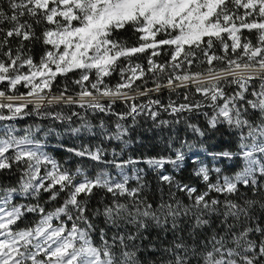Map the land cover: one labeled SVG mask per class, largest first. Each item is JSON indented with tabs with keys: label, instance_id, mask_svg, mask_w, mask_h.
I'll use <instances>...</instances> for the list:
<instances>
[{
	"label": "snow or ice",
	"instance_id": "6c2138e0",
	"mask_svg": "<svg viewBox=\"0 0 264 264\" xmlns=\"http://www.w3.org/2000/svg\"><path fill=\"white\" fill-rule=\"evenodd\" d=\"M0 264H264V0H0Z\"/></svg>",
	"mask_w": 264,
	"mask_h": 264
},
{
	"label": "trees",
	"instance_id": "16d2710c",
	"mask_svg": "<svg viewBox=\"0 0 264 264\" xmlns=\"http://www.w3.org/2000/svg\"><path fill=\"white\" fill-rule=\"evenodd\" d=\"M112 83H115V80H113ZM149 86H151V84H149ZM166 98H167L166 95H164L165 100ZM117 109L122 111L123 106L118 104ZM32 122H33L32 118H26L24 121H20L18 126L21 129H23L27 124H30ZM145 128H147V125H145L143 128L138 127L136 131L133 133V140L135 141L136 137L139 136L142 143H133L131 146H129L126 149L125 155L123 157H119L118 159H127L128 156H132V157H140L142 155L150 156V155H155L159 151L160 145L158 144L157 140L153 138L154 134L151 132L145 131ZM71 142L72 141H69V143ZM92 142L95 143L96 141H92ZM105 146L109 148V151H111L112 147H116L117 150H119V147L116 142H112L111 144L106 143ZM65 155L66 154L61 153L60 156H58V159L63 158ZM107 159H112L111 155H109ZM70 163L74 166L77 165L78 163H82L83 165L87 166L93 171L97 167V165H95V163L90 160L80 161L79 158H75V157L71 159ZM138 167H146V165L141 164V165H138ZM112 171H113V174H115L116 170L112 169ZM30 222L31 220H26L24 221V224H28ZM23 226L24 225L22 224L21 227Z\"/></svg>",
	"mask_w": 264,
	"mask_h": 264
},
{
	"label": "built area",
	"instance_id": "2783aa9c",
	"mask_svg": "<svg viewBox=\"0 0 264 264\" xmlns=\"http://www.w3.org/2000/svg\"><path fill=\"white\" fill-rule=\"evenodd\" d=\"M21 91H24V89H23V88H21Z\"/></svg>",
	"mask_w": 264,
	"mask_h": 264
}]
</instances>
